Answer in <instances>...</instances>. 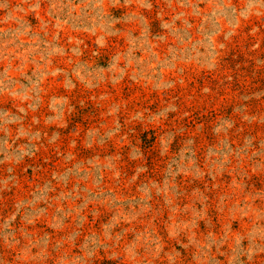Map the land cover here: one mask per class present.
Returning a JSON list of instances; mask_svg holds the SVG:
<instances>
[{
  "label": "rangeland",
  "instance_id": "1",
  "mask_svg": "<svg viewBox=\"0 0 264 264\" xmlns=\"http://www.w3.org/2000/svg\"><path fill=\"white\" fill-rule=\"evenodd\" d=\"M0 264H264V0H0Z\"/></svg>",
  "mask_w": 264,
  "mask_h": 264
}]
</instances>
